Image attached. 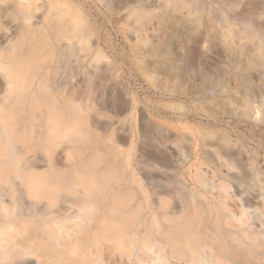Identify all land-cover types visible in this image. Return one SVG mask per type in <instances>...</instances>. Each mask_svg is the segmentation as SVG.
Instances as JSON below:
<instances>
[{
	"label": "bare ground",
	"instance_id": "bare-ground-1",
	"mask_svg": "<svg viewBox=\"0 0 264 264\" xmlns=\"http://www.w3.org/2000/svg\"><path fill=\"white\" fill-rule=\"evenodd\" d=\"M103 1L0 0V264H264V137L257 140L255 128L240 131L231 106L238 101L224 90L231 81L243 86L244 114L262 112L264 72L254 70L264 67V33L223 28L232 67L201 61L194 75L195 54L186 48L181 58L184 40L174 39V64L162 71L176 81L175 98H204L214 86L220 93L213 105L177 107L173 153L182 164L191 158L186 169L152 171L147 161L138 171L131 152L118 160L117 141L127 137H112L117 150L106 158L110 144L91 154L72 133L84 131L96 93L117 68L111 43L93 40L91 11ZM134 11L142 25L144 10ZM208 32L199 24L192 47ZM197 116L206 117L199 129L190 124ZM223 118L229 126L217 130ZM249 180L261 185L244 197L239 187L248 189ZM252 208L263 216L256 227Z\"/></svg>",
	"mask_w": 264,
	"mask_h": 264
},
{
	"label": "rangeland",
	"instance_id": "rangeland-1",
	"mask_svg": "<svg viewBox=\"0 0 264 264\" xmlns=\"http://www.w3.org/2000/svg\"><path fill=\"white\" fill-rule=\"evenodd\" d=\"M174 1L172 4L170 0H131L125 5L127 8L125 6L122 8L116 4L118 0H115L114 3L113 0H104L98 7L92 8L93 14L90 15L89 20L96 34L93 40L98 38L97 41L111 43L112 47L109 49L108 55L117 68L113 71V80L111 79L108 87L103 88L104 91L101 89L102 91L99 90L100 92L96 93L95 102L90 105V111L87 113L88 120L82 126L84 131L72 132L82 140L83 144L80 146L90 147L89 153L94 154L98 148L105 150L106 145L110 144L108 154H102L106 158L113 157L117 148L112 137L119 135L127 137L129 141L119 144L117 141V145L122 149L120 151H123L118 156V160H125L128 153L131 152L133 166L138 171L146 168L147 161H149V168L152 171L162 170L173 173L178 170L179 164L186 169L189 166L188 163H192L191 158H188L186 164H182L181 157L175 156L173 153L174 148H177L173 142L175 133L173 128L178 124L174 119L177 107L179 104L184 105L183 112H185L188 108L196 109L213 105L216 100L212 97H216L221 88L212 87L204 98H200L196 93L195 97H188L189 99L185 94L182 99L175 98L173 89L176 86V81L168 73H164L165 70L167 72V69L171 71L169 67L171 68L174 64H172L174 39L180 35L182 36L180 39L184 40L181 58L185 59L186 48L195 54L192 58L194 60L195 57V60H192L193 65L191 64L189 68V74H193L195 72L193 67H201L204 62L208 64L209 69H211L210 67L216 68V66L224 69L232 67L224 57L228 49L223 38V31L229 27L233 28L238 36L242 35L240 32L247 27L246 25L255 32L264 33V0ZM137 9L144 10L145 14L141 22L142 25L137 22L140 24L139 26L135 23L136 17L131 16V11H138ZM105 12L107 15L104 14ZM197 13L202 16L200 22L196 20L195 14ZM213 15L215 17L212 19ZM218 18L222 20V24ZM204 23L209 26V34L200 37V41L194 44V48L188 38L191 33L197 31L199 24ZM193 28L196 30L192 31ZM139 37L140 39H138ZM164 48H168L169 51L166 49L164 51ZM160 50L165 56L160 53ZM261 72H264L262 66L254 70L256 75H260ZM191 77L193 76L191 75L189 79H192ZM79 80L81 83L84 82V79ZM196 83H199L198 80ZM229 84L230 88L224 90L230 89L229 97L238 101V103H232L231 106L235 111V118L240 121V124H237L239 127L241 126L240 131H252L255 128L259 131L256 139L260 141L264 137V106H262V102L260 106L262 112L258 111V107L252 113L253 117L245 115L246 101L242 100L243 86H236V83L232 81ZM183 85L185 84L183 83ZM181 89L184 90L185 86H181ZM258 89L260 92H264V81H259ZM186 92L188 91L186 90ZM257 100L259 99L257 98ZM205 118L197 116L195 120L190 121V124L199 129L203 127L200 122ZM223 120L224 125L218 126L217 130H223L229 126V120L225 118ZM186 122L184 121V123ZM105 126H109L106 127L107 129L111 128L109 133ZM158 129L161 132L159 134ZM233 139L238 141L237 147L243 149L244 140H239L237 136H233ZM246 144L253 145L248 142ZM62 151L63 149L60 147L57 155L62 154ZM218 162L221 167L223 161L219 160ZM214 170L215 167L212 168V171ZM222 170L225 174L229 173L227 167H222ZM260 179L264 180V175ZM154 180L162 183L169 182L168 179H162L159 176H156ZM234 185L237 188L236 182ZM258 185H261L260 181L249 180L248 189L246 185L239 188L241 191L245 189V197L251 196L250 192H255L253 188ZM252 200L257 202L259 199L253 197ZM250 211H252L253 217H256L253 220L256 227L262 221L257 218L258 215L259 217L263 216L260 212H255L253 208Z\"/></svg>",
	"mask_w": 264,
	"mask_h": 264
}]
</instances>
